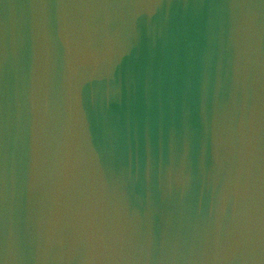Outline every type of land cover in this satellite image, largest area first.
<instances>
[{"label": "clouds", "instance_id": "9594fccd", "mask_svg": "<svg viewBox=\"0 0 264 264\" xmlns=\"http://www.w3.org/2000/svg\"><path fill=\"white\" fill-rule=\"evenodd\" d=\"M0 264H264V0H0Z\"/></svg>", "mask_w": 264, "mask_h": 264}]
</instances>
